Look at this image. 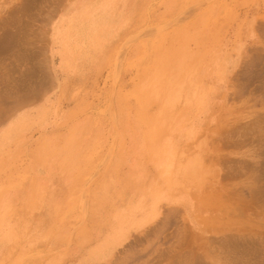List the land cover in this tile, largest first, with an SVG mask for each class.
Segmentation results:
<instances>
[{
  "label": "rangeland",
  "instance_id": "374dc122",
  "mask_svg": "<svg viewBox=\"0 0 264 264\" xmlns=\"http://www.w3.org/2000/svg\"><path fill=\"white\" fill-rule=\"evenodd\" d=\"M262 94L264 0H0V264H61L93 218L156 219L123 249L156 262L264 264Z\"/></svg>",
  "mask_w": 264,
  "mask_h": 264
},
{
  "label": "crops",
  "instance_id": "0c3cea01",
  "mask_svg": "<svg viewBox=\"0 0 264 264\" xmlns=\"http://www.w3.org/2000/svg\"><path fill=\"white\" fill-rule=\"evenodd\" d=\"M67 24L61 26V23L58 22L55 31H52L51 37L54 45L62 46L67 43H76V40L80 39V33L86 35V31H68L73 25L71 19ZM113 32L115 35H118V33L121 35L123 31ZM21 100L23 101V98ZM13 122L14 120L5 122L6 126L0 131L6 133L12 130L11 125ZM21 124H23V121H21ZM21 132H23V129ZM155 221L156 219H149L145 222L139 221L134 226L129 224L122 226L116 218L110 221L93 218L87 222V225L83 226L85 230L79 233L74 231L76 223L72 226L61 221V235L48 242L52 245L48 250H52L56 254L55 257L62 260L61 264H165L156 262L155 252L150 253L139 250L128 253L123 251L132 238L145 234L146 229L151 228ZM121 227L125 229L123 231L118 230ZM42 245H45V242H42Z\"/></svg>",
  "mask_w": 264,
  "mask_h": 264
},
{
  "label": "bare ground",
  "instance_id": "6f19581e",
  "mask_svg": "<svg viewBox=\"0 0 264 264\" xmlns=\"http://www.w3.org/2000/svg\"><path fill=\"white\" fill-rule=\"evenodd\" d=\"M201 22V21H200ZM198 23V22H197ZM197 28V27H196ZM184 36V35H183ZM194 38V37H193ZM172 44V43H171ZM256 66V65H255ZM255 70V69H254ZM258 71V70H257ZM191 81V80H190ZM262 95H264V94H262ZM245 109V108H244ZM244 111V110H243ZM250 112V111H249ZM242 115V114H241ZM240 115V116H241ZM255 115V114H254ZM262 117H263V115H261ZM239 117V116H238ZM247 117V116H246ZM245 117V118H246ZM244 118V117H243ZM256 118H258V117H256ZM238 119H240V118H238ZM251 119V118H250ZM256 120V119H255ZM258 120H260V118L258 119ZM257 120V121H258ZM228 121V120H227ZM252 121V120H251ZM263 121V120H262ZM239 122V121H238ZM247 121H245V123H246ZM256 122V121H255ZM231 123V122H230ZM237 123V122H236ZM251 123V122H250ZM257 123V125H258V123L259 122H256ZM242 124V123H241ZM243 124H244V122H243ZM248 124V123H247ZM264 124V123H263ZM246 124H244V126H245ZM243 126V127H244ZM264 126V125H263ZM235 127V126H234ZM239 127H241V126H239ZM252 127V126H251ZM238 128V127H237ZM245 128V127H244ZM263 129V128H262ZM251 130H253V129H251ZM237 131V130H236ZM231 132V131H230ZM248 132V131H247ZM250 132H252V131H250ZM260 132V131H259ZM234 133V132H233ZM242 133V131L240 132V134ZM236 135V134H235ZM227 136H229L228 134H227ZM258 136V135H257ZM233 137V136H232ZM242 137V136H241ZM228 138V137H227ZM264 138V137H263ZM246 139H248V138H246ZM254 139H256V137L254 138ZM241 140V139H240ZM251 141V140H250ZM253 141V140H252ZM230 142V141H229ZM225 143V142H224ZM227 143V142H226ZM250 143V142H249ZM261 143H263V142H261ZM254 145V144H253ZM261 145V144H260ZM259 145V147H261ZM253 147V146H252ZM256 147V146H255ZM258 147V146H257ZM263 148H264V146H263ZM254 149V148H253ZM253 151V150H252ZM248 152V151H247ZM246 152V153H247ZM228 153V152H227ZM244 153V152H243ZM262 153V152H261ZM260 154V153H259ZM229 155V154H228ZM241 156V155H240ZM239 156V157H240ZM242 156H244V155H242ZM255 156H256V154H255ZM259 156V155H258ZM248 157V156H247ZM231 158V157H230ZM257 158V157H256ZM264 158V157H263ZM220 159V158H219ZM238 159V158H237ZM254 159V158H253ZM258 159V158H257ZM240 160V159H239ZM246 160V159H245ZM262 160V159H261ZM221 161V160H220ZM229 161V160H228ZM244 161V160H243ZM236 162H237V160H236ZM247 162H249V161H247ZM250 163V162H249ZM253 163V162H252ZM260 163V162H259ZM241 164V163H240ZM243 164V163H242ZM234 165H235V163H234ZM244 165V164H243ZM253 165H255L254 163H253ZM259 166V165H258ZM235 167H236V165H235ZM239 167V166H238ZM260 167V166H259ZM237 168V167H236ZM255 168V167H254ZM257 168V167H256ZM256 170H258V169H256ZM234 171V170H233ZM248 171V170H247ZM254 171V170H253ZM263 171V170H262ZM226 172V171H225ZM249 172H250V169H249ZM252 172V171H251ZM248 173V172H247ZM246 173V174H247ZM225 174V173H224ZM232 175V174H231ZM257 175H259V174H257ZM262 175V174H261ZM263 176V175H262ZM259 178H260V175L258 176ZM257 178V177H256ZM255 178V179H256ZM249 179V178H248ZM262 179V178H261ZM257 182H259V181H257ZM258 184V183H257ZM240 185V184H239ZM261 185H263V184H261ZM257 186V185H256ZM249 187V186H248ZM257 188H259V187H257ZM261 189V188H260ZM250 190H252V189H250ZM256 190V189H255ZM253 191V190H252ZM260 191V190H259ZM262 191V190H261ZM263 191H264V189H263ZM259 193V192H258ZM256 194V193H255ZM261 194H262V192L260 193V196H261ZM258 195V194H257ZM254 197V196H253ZM252 199V198H251ZM246 200V199H245ZM257 200V199H256ZM248 201V200H247ZM247 201H245V202H247ZM247 204V203H246ZM248 206V205H247ZM249 218V217H248ZM256 223V222H255ZM227 236H229V235H227ZM231 237V236H230ZM229 238V237H228ZM233 238H234V236H233ZM222 239V238H221ZM231 239V238H230ZM223 240V239H222ZM232 240V239H231ZM231 240H228L227 241V243H230L231 242ZM223 242V241H222ZM225 243V242H224ZM237 243V242H236ZM250 250H252V249H250ZM232 253V252H231ZM173 257V256H172ZM171 257V258H172ZM179 258V257H178ZM158 259V258H157ZM161 259V258H160ZM173 260V259H172Z\"/></svg>",
  "mask_w": 264,
  "mask_h": 264
}]
</instances>
